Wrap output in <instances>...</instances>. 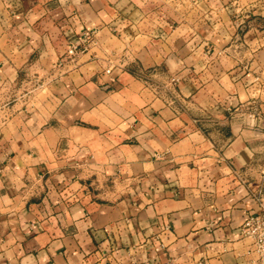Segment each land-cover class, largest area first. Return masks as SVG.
<instances>
[{
	"label": "crops",
	"instance_id": "0c3cea01",
	"mask_svg": "<svg viewBox=\"0 0 264 264\" xmlns=\"http://www.w3.org/2000/svg\"><path fill=\"white\" fill-rule=\"evenodd\" d=\"M256 6L0 0V85L39 84L0 131V264H258L241 234L264 199ZM251 101L263 119L230 117Z\"/></svg>",
	"mask_w": 264,
	"mask_h": 264
},
{
	"label": "rangeland",
	"instance_id": "374dc122",
	"mask_svg": "<svg viewBox=\"0 0 264 264\" xmlns=\"http://www.w3.org/2000/svg\"><path fill=\"white\" fill-rule=\"evenodd\" d=\"M236 1H238V3L241 2V0H236ZM256 3L259 4L260 7L256 6V7H254V10H257V11H259V13H261V15L262 14L264 15V0H256ZM236 7H238V6L236 5ZM239 8H241V6H239ZM189 13H191V12H189ZM247 15H249V13L244 12L243 10H237V11L231 10V13L228 14V17H230L232 20L238 22V24L240 23L239 32H238L239 37L242 36L243 29H245V27L247 26V21L251 20L250 18L246 17ZM194 16H196V14ZM90 34H92L93 37L91 38L89 43H87L85 45L86 46V48H85V46L82 43L83 38L85 35H90ZM96 34L97 33H95V32L85 33L78 43L71 44L69 46V48L67 49V52H68V50L72 46H74V45L78 46L79 49H78L77 55L73 58H70L66 52V56L69 59H75L79 54H82L84 52L89 51L95 43ZM59 65H61V64H59ZM25 80H26V78H25ZM177 83H178V79L173 77L169 80L168 85L162 84V85H159L158 87H159V90H161L162 92L169 93L170 92V91H168L169 88L170 87L175 88ZM37 88H39V84L30 83L29 80H27L25 82L22 79H21V82L18 81V82H15V84H11L9 86L0 85V131L2 130L5 123L10 118V115L14 113L13 108L18 103V102H14V101L18 98H23L24 94H26L28 92L33 93V91H36L35 89H37ZM228 112H229L230 117H236L238 115L241 117H244L246 119L247 125H249V126H252V123H251L252 121L263 119V114H262L261 108H260L258 102H254V101L241 104L234 109L229 108ZM257 196L260 199V202L264 203L262 193H258Z\"/></svg>",
	"mask_w": 264,
	"mask_h": 264
},
{
	"label": "built area",
	"instance_id": "2783aa9c",
	"mask_svg": "<svg viewBox=\"0 0 264 264\" xmlns=\"http://www.w3.org/2000/svg\"><path fill=\"white\" fill-rule=\"evenodd\" d=\"M93 34V33H92ZM85 35L83 45L85 46L93 35ZM86 48V46H85ZM79 47L72 46L67 55L73 58L77 55ZM110 73V70L107 71ZM263 201V200H262ZM242 236L249 240L250 252L255 254L258 259V264H264V203H261V211L258 214L250 215L241 227Z\"/></svg>",
	"mask_w": 264,
	"mask_h": 264
}]
</instances>
